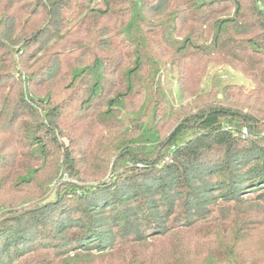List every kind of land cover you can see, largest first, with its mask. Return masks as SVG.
<instances>
[{
  "label": "trees",
  "instance_id": "1",
  "mask_svg": "<svg viewBox=\"0 0 264 264\" xmlns=\"http://www.w3.org/2000/svg\"><path fill=\"white\" fill-rule=\"evenodd\" d=\"M59 153L111 180L1 213L0 264H264V0H0V169Z\"/></svg>",
  "mask_w": 264,
  "mask_h": 264
},
{
  "label": "rangeland",
  "instance_id": "2",
  "mask_svg": "<svg viewBox=\"0 0 264 264\" xmlns=\"http://www.w3.org/2000/svg\"><path fill=\"white\" fill-rule=\"evenodd\" d=\"M162 76L165 87L168 88L170 93L174 108L180 110L183 105H186L187 100L182 97L178 84L174 81L171 73L167 69L164 70ZM225 82L244 85L248 89L253 87V83L241 72L233 70L227 65H211L204 78L203 85L209 90L213 84H222ZM78 130L80 131L81 129ZM62 140H66V144H69L67 139ZM97 144H99V141ZM100 151L101 149H98L96 146L93 148V153L99 154ZM61 161L62 155L60 153L53 158L50 157L48 160H23L24 165L22 166L30 170L31 174H35V177L31 179H24V177L22 179H17L19 171L17 172L16 166L12 168L4 166L1 168L0 214L2 213L4 216H10L26 208L36 207L55 201L58 195V186L62 182H70L76 185H98L102 181L107 182L111 180L112 174L108 164L107 167H97V169L102 170L105 174L101 179H96L87 174V176L82 177L80 181L75 179L70 180L62 176V168L60 167V164H62Z\"/></svg>",
  "mask_w": 264,
  "mask_h": 264
}]
</instances>
